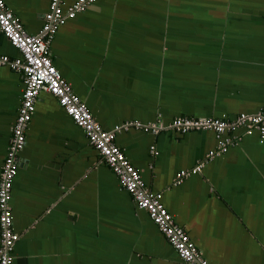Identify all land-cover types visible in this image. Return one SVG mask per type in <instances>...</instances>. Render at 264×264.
Listing matches in <instances>:
<instances>
[{
    "label": "crops",
    "instance_id": "0c3cea01",
    "mask_svg": "<svg viewBox=\"0 0 264 264\" xmlns=\"http://www.w3.org/2000/svg\"><path fill=\"white\" fill-rule=\"evenodd\" d=\"M37 34L51 0H4ZM75 0H64V8ZM20 51L0 30V56ZM53 63L116 143L162 193L209 264H264V141L244 128L219 148L213 130L180 133L178 116L235 118L264 102V0H96L66 18ZM25 88L0 64V176ZM13 183L14 264H183L57 98L41 91Z\"/></svg>",
    "mask_w": 264,
    "mask_h": 264
},
{
    "label": "built area",
    "instance_id": "2783aa9c",
    "mask_svg": "<svg viewBox=\"0 0 264 264\" xmlns=\"http://www.w3.org/2000/svg\"><path fill=\"white\" fill-rule=\"evenodd\" d=\"M96 0H75L64 8V0H51L50 10L45 14L42 29L37 34L29 33L18 16L0 0V30L18 48L20 56H0V64H8L23 74L25 88L21 98L18 117L12 128L10 144L4 159L0 176V264H14V247L19 233L13 227L11 206L13 183L20 166V152L26 144V130L36 108L41 91L54 95L72 120L84 130L90 144L99 152L103 161L117 175L123 189L129 192L136 206L146 210L166 239L175 248L183 264H209L202 251L191 240L185 229L176 223L171 212L163 203L160 192L150 190L141 172L126 157L116 143L117 132L129 126L157 132L163 124L141 121L125 122L113 130L105 129L93 116L84 101L62 76L53 63L51 44L60 24L66 18H73ZM180 133L191 130H213L219 148L211 150L206 159L193 168L177 174L176 184L192 174L201 172L206 162L240 140L232 133L244 128L246 134L257 132L264 141V102L254 113H241L235 118H202L191 116L175 117L168 125Z\"/></svg>",
    "mask_w": 264,
    "mask_h": 264
},
{
    "label": "bare ground",
    "instance_id": "6f19581e",
    "mask_svg": "<svg viewBox=\"0 0 264 264\" xmlns=\"http://www.w3.org/2000/svg\"><path fill=\"white\" fill-rule=\"evenodd\" d=\"M52 57V56H51Z\"/></svg>",
    "mask_w": 264,
    "mask_h": 264
}]
</instances>
